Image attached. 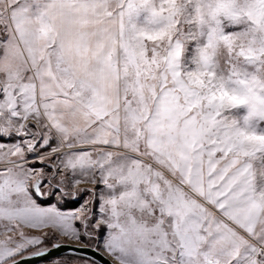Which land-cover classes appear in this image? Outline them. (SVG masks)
<instances>
[{
    "label": "snow or ice",
    "instance_id": "snow-or-ice-1",
    "mask_svg": "<svg viewBox=\"0 0 264 264\" xmlns=\"http://www.w3.org/2000/svg\"><path fill=\"white\" fill-rule=\"evenodd\" d=\"M0 237L264 264V0H0Z\"/></svg>",
    "mask_w": 264,
    "mask_h": 264
},
{
    "label": "water",
    "instance_id": "water-1",
    "mask_svg": "<svg viewBox=\"0 0 264 264\" xmlns=\"http://www.w3.org/2000/svg\"><path fill=\"white\" fill-rule=\"evenodd\" d=\"M71 244V243H69ZM66 249H62L60 252H56L54 253L53 255L56 256V257H59V256H62L64 254H66ZM89 255H92L91 252L88 253ZM97 260L99 261V257H97ZM30 264H45L44 261H40L39 259H34L30 262ZM105 264H107V262L105 261Z\"/></svg>",
    "mask_w": 264,
    "mask_h": 264
},
{
    "label": "rangeland",
    "instance_id": "rangeland-1",
    "mask_svg": "<svg viewBox=\"0 0 264 264\" xmlns=\"http://www.w3.org/2000/svg\"><path fill=\"white\" fill-rule=\"evenodd\" d=\"M87 186L90 187L91 185H87ZM13 235H14V234H13ZM0 238H2V237H0ZM67 243H71V244H73V243H79V242H77V241H67ZM84 243H86V242H84ZM59 257H60V256H59ZM61 258L74 259V258H72V257H67L66 254L62 255Z\"/></svg>",
    "mask_w": 264,
    "mask_h": 264
},
{
    "label": "trees",
    "instance_id": "trees-1",
    "mask_svg": "<svg viewBox=\"0 0 264 264\" xmlns=\"http://www.w3.org/2000/svg\"><path fill=\"white\" fill-rule=\"evenodd\" d=\"M62 256H60V258H61Z\"/></svg>",
    "mask_w": 264,
    "mask_h": 264
}]
</instances>
